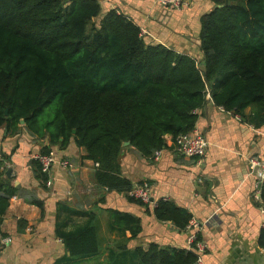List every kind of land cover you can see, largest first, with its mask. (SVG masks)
Masks as SVG:
<instances>
[{"label":"trees","instance_id":"16d2710c","mask_svg":"<svg viewBox=\"0 0 264 264\" xmlns=\"http://www.w3.org/2000/svg\"><path fill=\"white\" fill-rule=\"evenodd\" d=\"M213 1L216 7L201 19L203 68L188 53L147 43L142 28L116 9L102 14L100 0H0V128L12 134L24 128L63 147L74 139L84 158L99 163L102 188L146 204L129 195L135 183L122 174L123 142L151 158L170 147L166 135L175 139L196 128L209 99L264 125V0ZM31 163L47 183L40 163ZM6 168L0 158V237L11 198L23 193ZM153 213L180 229L192 219L164 198ZM112 215V227H125L128 239L141 233L139 217ZM61 235L68 253L54 264H197L187 247L157 242L133 250L123 244L102 259L94 225ZM259 245L264 248V226Z\"/></svg>","mask_w":264,"mask_h":264},{"label":"crops","instance_id":"0c3cea01","mask_svg":"<svg viewBox=\"0 0 264 264\" xmlns=\"http://www.w3.org/2000/svg\"><path fill=\"white\" fill-rule=\"evenodd\" d=\"M100 2L102 14L116 9L147 30V43H161L188 53L205 67L201 19L216 7L213 0H191L181 10L161 6L156 0ZM199 113L196 128L210 141L203 157L177 153L169 134L166 141L170 147L160 161L144 156L131 144L123 145L122 174L135 184L148 181L154 204H141L123 192L102 188L96 180V162L84 158L86 150L74 139L63 147L24 128L12 134L6 126L1 127L0 156L7 168L13 167L12 178L7 171L6 176L13 185L21 186L23 193L11 198L3 217L2 236H10L12 241L0 245V264H54L68 253L62 232L88 225L96 228L102 259L112 249L119 252L123 244L131 250L137 246L148 249L152 242L187 247L191 233L188 227L180 229L154 215V206L162 198L186 208L192 214L191 221L203 224L199 232L209 245L204 256L207 264H264V248L259 245L264 209L255 197L259 172H252L250 166V158L264 156V125L257 127L215 105L212 99ZM47 148L58 159L71 163L55 164L50 185L37 177L31 163L33 156ZM114 211L139 217L141 233L128 239L130 233L125 227H112Z\"/></svg>","mask_w":264,"mask_h":264},{"label":"built area","instance_id":"2783aa9c","mask_svg":"<svg viewBox=\"0 0 264 264\" xmlns=\"http://www.w3.org/2000/svg\"><path fill=\"white\" fill-rule=\"evenodd\" d=\"M158 4L164 7H171L174 9H183L191 4V0H156ZM141 34L145 36L147 34V30H141ZM210 147V141L208 137L197 128H195L191 132L182 133L178 135L173 140V149L183 155L188 157H203L207 154V151ZM165 149H159L155 151L153 156L151 157L154 161H160L163 152ZM1 158V156H0ZM40 165L43 172L49 175V180L47 183L50 185L52 183L51 174L55 164H61L63 166L71 165V163L65 159H58L54 152H41L33 156ZM99 166V163H96ZM250 166L252 172H259L257 184H256V192L255 197L258 200H261V187L264 183V156L263 158L252 157L250 158ZM129 195L146 204L155 203L152 197V189L151 185L148 181H143L141 183H136L133 188L129 191ZM202 223L198 220L190 221L188 228L191 230V233L188 238L187 248L194 251L197 255V264H207L205 262L204 256L209 249V245L207 242L202 240L199 236V231L202 227ZM1 246L7 245L12 241V237L10 236H1Z\"/></svg>","mask_w":264,"mask_h":264},{"label":"water","instance_id":"95a60500","mask_svg":"<svg viewBox=\"0 0 264 264\" xmlns=\"http://www.w3.org/2000/svg\"><path fill=\"white\" fill-rule=\"evenodd\" d=\"M217 7H220L219 5H217ZM21 123L24 124L25 123V120L24 119H21ZM74 132H76V130H74ZM131 142L130 141H125L123 142V145L126 146V145H130ZM12 171H13V167L10 165L8 166L7 168V176L9 178H12Z\"/></svg>","mask_w":264,"mask_h":264}]
</instances>
